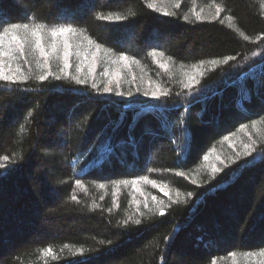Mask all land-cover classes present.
<instances>
[{"label":"trees","instance_id":"trees-1","mask_svg":"<svg viewBox=\"0 0 264 264\" xmlns=\"http://www.w3.org/2000/svg\"><path fill=\"white\" fill-rule=\"evenodd\" d=\"M32 18L110 52L0 82V264H264V0H0Z\"/></svg>","mask_w":264,"mask_h":264},{"label":"snow or ice","instance_id":"snow-or-ice-1","mask_svg":"<svg viewBox=\"0 0 264 264\" xmlns=\"http://www.w3.org/2000/svg\"><path fill=\"white\" fill-rule=\"evenodd\" d=\"M148 7H153L149 4ZM217 14L223 11L222 8L217 7ZM170 13L164 12V15H169ZM125 17L117 15L114 21L110 16H102L101 19L109 20L110 22H118ZM199 18V17H198ZM187 20V17H184ZM247 39V37H245ZM87 42L88 47H94L95 51L88 52L85 50L81 53L79 49L81 48L83 42ZM77 49L74 53L73 49ZM103 51L104 55L107 56L110 52L109 49H103L102 46L90 37L84 34L82 30H77L72 26H59V27H49L44 23L35 22V18H32L30 22L25 23H12L7 27H0V82L7 84H18L25 83L33 76L39 81H44L49 78V76H55L56 79H60L61 75L52 71L51 60L55 57L58 61H62V64H57L56 68L58 72L67 76L69 70L72 67L71 57L73 55L80 56L83 54L84 59L87 60L91 56V62L93 65V70L98 61L100 53ZM150 55L155 56L156 53L153 52ZM163 55V53H160ZM29 57L32 59L30 60ZM231 59V58H229ZM35 61V68L42 72V74H36L32 71V61ZM123 63L125 66L129 62L139 63L134 57H130L123 53L115 55L113 63ZM216 63V61H213ZM161 67H166V65H161ZM81 69L77 66V71ZM77 79L78 83H85L84 80L78 79L77 77H72ZM111 83V81H109ZM96 87L95 84L92 85ZM117 88H119V82H117ZM139 91V89H137ZM103 91L111 92L112 88L105 86ZM167 95L166 90L160 89L157 85V91L151 92L153 97L157 95ZM122 94V93H118ZM149 95L148 92L144 93ZM245 147H249L245 145ZM7 159V157H4ZM207 159V157H205ZM215 171H220V169H215ZM141 179L147 180V177H142ZM127 184L129 181H123ZM133 185L137 183L136 180L131 181ZM155 184V182H152ZM101 188L104 185H100ZM163 191V189H161ZM165 195H168L165 192ZM75 199V197H73ZM155 199V197H153ZM161 214L163 211L161 210ZM136 224H140V220L135 221ZM49 253L51 249L47 250ZM245 255H251L246 253ZM260 255H264V250H261Z\"/></svg>","mask_w":264,"mask_h":264},{"label":"rangeland","instance_id":"rangeland-1","mask_svg":"<svg viewBox=\"0 0 264 264\" xmlns=\"http://www.w3.org/2000/svg\"><path fill=\"white\" fill-rule=\"evenodd\" d=\"M59 17H60V19L67 18V16L65 14H60ZM127 45L129 47V44H127ZM157 45H158V42L157 41H151L150 44H149V47L152 48V47H155ZM116 66L117 67L114 70L119 73V71L121 70L120 68H123V67H121L122 66L121 63H117ZM122 74L123 73L120 72L118 76H114L113 75L111 77V81H113V83L118 82V81L119 82L122 81V79H123L122 78ZM111 86H112V83H109V87L110 88H111ZM216 162H218V160ZM208 163H209V161H208ZM136 181H137V183L135 185L131 184V186H130V184H129V186H128V188H130V190L133 192V195H134V205L135 206H138L139 207L141 205H144L145 207H148V205H149L150 202H153V203H158L159 202L157 196H153V197H155V199H153V197H149V196L146 195L147 192H150L151 191V189L152 190L153 189L154 190H159V192L162 193V194H165V192H166V190L164 188H160L156 183L153 184L151 179H147V180H144V179H140L139 180V179H137ZM161 189H163V191Z\"/></svg>","mask_w":264,"mask_h":264}]
</instances>
